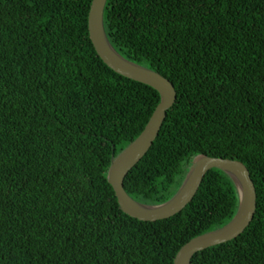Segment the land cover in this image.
<instances>
[{"label":"trees","instance_id":"16d2710c","mask_svg":"<svg viewBox=\"0 0 264 264\" xmlns=\"http://www.w3.org/2000/svg\"><path fill=\"white\" fill-rule=\"evenodd\" d=\"M90 2L0 0V264H173L236 211L234 183L217 168L168 218L119 209L107 168L159 95L96 54ZM102 25L119 55L175 90L125 192L162 203L194 156L241 161L256 193L251 220L189 264H264V0H105Z\"/></svg>","mask_w":264,"mask_h":264},{"label":"water","instance_id":"95a60500","mask_svg":"<svg viewBox=\"0 0 264 264\" xmlns=\"http://www.w3.org/2000/svg\"><path fill=\"white\" fill-rule=\"evenodd\" d=\"M105 0H91L87 13V32L91 45L99 58L114 72L155 89L159 101L140 133L116 156L111 157L106 180L111 186L119 209L141 221H155L179 213L191 200L205 173L217 168L234 183L238 205L233 217L224 225L199 234L186 241L175 253L173 264H189L191 256L205 248L225 243L239 235L252 218L256 193L246 166L236 159L213 157L204 154L192 158L190 166L175 193L158 204H144L132 199L124 190L125 174L146 153L157 135L166 110L175 100L172 84L159 73L135 64L119 55L108 42L103 25L102 11Z\"/></svg>","mask_w":264,"mask_h":264}]
</instances>
